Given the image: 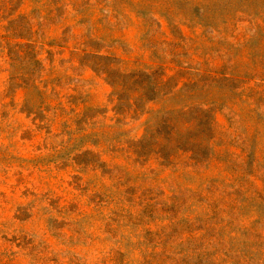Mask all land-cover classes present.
Wrapping results in <instances>:
<instances>
[{
    "label": "rangeland",
    "instance_id": "obj_1",
    "mask_svg": "<svg viewBox=\"0 0 264 264\" xmlns=\"http://www.w3.org/2000/svg\"><path fill=\"white\" fill-rule=\"evenodd\" d=\"M0 264H264V0H0Z\"/></svg>",
    "mask_w": 264,
    "mask_h": 264
}]
</instances>
